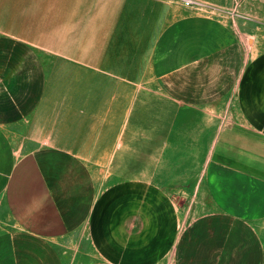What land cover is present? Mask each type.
Here are the masks:
<instances>
[{
	"label": "crops",
	"instance_id": "obj_1",
	"mask_svg": "<svg viewBox=\"0 0 264 264\" xmlns=\"http://www.w3.org/2000/svg\"><path fill=\"white\" fill-rule=\"evenodd\" d=\"M0 264H264V0H0Z\"/></svg>",
	"mask_w": 264,
	"mask_h": 264
},
{
	"label": "rangeland",
	"instance_id": "obj_2",
	"mask_svg": "<svg viewBox=\"0 0 264 264\" xmlns=\"http://www.w3.org/2000/svg\"><path fill=\"white\" fill-rule=\"evenodd\" d=\"M78 25H81V22H78ZM66 57V58H65ZM54 57V56H45L46 58V67L48 68H58V69H69L74 67V62L67 59L68 56ZM79 63V62H77ZM83 65V64H82ZM78 67V66H77ZM190 206V213H191Z\"/></svg>",
	"mask_w": 264,
	"mask_h": 264
},
{
	"label": "built area",
	"instance_id": "obj_3",
	"mask_svg": "<svg viewBox=\"0 0 264 264\" xmlns=\"http://www.w3.org/2000/svg\"><path fill=\"white\" fill-rule=\"evenodd\" d=\"M184 3L188 4L189 2H191V0H183Z\"/></svg>",
	"mask_w": 264,
	"mask_h": 264
}]
</instances>
